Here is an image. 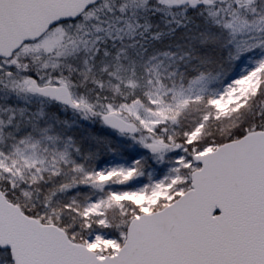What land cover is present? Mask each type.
<instances>
[{
	"label": "snow or ice",
	"instance_id": "snow-or-ice-1",
	"mask_svg": "<svg viewBox=\"0 0 264 264\" xmlns=\"http://www.w3.org/2000/svg\"><path fill=\"white\" fill-rule=\"evenodd\" d=\"M0 264H264V0H0Z\"/></svg>",
	"mask_w": 264,
	"mask_h": 264
}]
</instances>
